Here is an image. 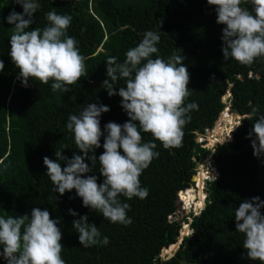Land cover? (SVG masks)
Listing matches in <instances>:
<instances>
[{"label": "trees", "instance_id": "1", "mask_svg": "<svg viewBox=\"0 0 264 264\" xmlns=\"http://www.w3.org/2000/svg\"><path fill=\"white\" fill-rule=\"evenodd\" d=\"M39 3L41 7L30 28H43L47 23L44 13L53 9L58 14L71 15L68 35L79 42L85 75L69 86L67 93H53L51 81L40 84L30 80L25 87L18 79L19 69L8 55L14 28L6 21L10 12L22 13L23 9L14 0H0V61L4 63L0 72V215L24 216L30 215L34 207L47 208L50 218L59 221L65 264H259L247 257L242 246L244 236L236 232L234 212L244 199L258 196L264 200V156L253 155L254 137L249 138L253 123L264 114V58L251 65L232 59L224 61L221 37L225 26L216 23L215 6H209L207 0ZM241 7L252 10L250 3ZM148 30L159 34L157 47L162 58L173 53L183 57L191 92L186 103L196 102L198 110L189 113L191 119L183 127L179 148L166 150L159 141L152 140L150 133H141L143 142L156 143L155 151L160 155L139 177L148 196L143 200L120 197L130 205L127 215L133 221L125 227L109 223L102 214L83 207L75 190L62 196L56 193L46 176L43 159L56 160V151L68 159L81 154L65 124L69 114L78 115L87 103L109 107L110 111L100 118L102 131L108 122L123 124L129 119L121 108L122 98L109 97L102 86L108 79L105 61L113 56L122 62L124 53L135 47ZM117 86H124V82L118 81ZM228 91L232 92L228 99L231 111L244 117L233 131L232 140L207 148L197 137L214 128L227 107L223 98ZM249 101L258 109L255 115H249ZM103 151V147L96 149L97 159ZM208 156L219 177L207 182L206 205L192 219L194 234L185 236L173 255L162 257L165 248L179 242L182 232L181 221L170 218L177 215L179 192L193 185L200 163ZM85 162L92 167L90 161ZM92 174L98 177V184L102 182L99 162L93 173L85 175ZM191 192L192 189L183 193L182 198L189 195V200ZM69 209L87 215L89 223H94L110 243L81 247L72 225L79 215L73 217ZM0 264H6L2 257Z\"/></svg>", "mask_w": 264, "mask_h": 264}, {"label": "clouds", "instance_id": "2", "mask_svg": "<svg viewBox=\"0 0 264 264\" xmlns=\"http://www.w3.org/2000/svg\"><path fill=\"white\" fill-rule=\"evenodd\" d=\"M14 2L23 11L17 13L13 10L6 17V21L14 28L9 37L8 55L19 69L18 79L25 87L30 80L40 84H49L51 81L50 88L53 93L58 90L67 93L70 91L69 86L75 85L85 75L79 42L68 35L72 16L58 14L53 9L44 13L47 23L43 28L32 29L30 25L34 23V14L41 7L39 0ZM207 3L215 6L216 23L225 26L221 37L225 62L232 59L241 65H251L255 60L264 58V0H207ZM243 3H250L252 10L241 7ZM159 42L160 36L157 32L145 31L140 42L124 53L122 62H118L113 56L105 61L108 79L103 81L102 86L109 97L118 95L122 98L121 108L129 119L123 124L108 122L102 131L100 118L103 113L110 111L109 107L87 103L78 115L69 114L65 124L81 154H74L68 159L56 151V160L48 157L43 159L47 168L46 176L56 193L62 196L66 191L75 190L83 207L102 214L109 223L125 227L133 221L127 215L130 205L122 202L120 197L126 200L133 197L143 200L148 196V189L141 186L139 177L153 159L160 155L155 151L156 143L143 142L141 133H150L152 140L159 141L166 150L179 148L183 127L191 119L189 113L198 110L196 102L186 103L191 92L188 87L189 72L183 63V57L173 53L167 59L162 58L157 47ZM3 69L4 63L0 61V72ZM121 80L124 86H117V82ZM231 97L232 92L228 91L223 98L227 107L217 122L221 118L233 116L236 123L231 130L232 136H220L222 143L213 144V148L232 140L233 131L244 117L231 111V103L228 101ZM249 107V115L258 112L251 101ZM206 134L207 132L199 135L197 140L209 148L207 140L204 139ZM252 137L253 155L261 158L264 156V114L259 115L253 123L249 133V138ZM101 147L104 151L97 159L95 151ZM85 160L90 161L92 167ZM206 160L216 167L212 157L208 156L200 163L193 177V185L179 192L177 211L181 205L185 211L190 210L187 218L181 221L180 244L185 236L191 237L194 234L191 227L193 216L200 214L208 199L207 190H202L204 206H196L199 196L189 206L186 199L182 198V194L186 195L190 189H194L195 193L199 192L196 180L197 177H202H199V171H206L207 166L202 168ZM97 162L99 173L103 177L99 184L95 174L85 175L94 172ZM210 177L211 180L208 181L217 180L215 175L210 174ZM262 209L264 200L257 196L244 199L234 212L236 232L244 236L242 246L247 257L259 264H264ZM68 213L73 217L79 215L72 209ZM173 217L172 215L170 218ZM58 224V220L50 218L47 208L41 210L34 207L30 215L24 216L0 215V257L6 264H65L61 257L64 246L60 242L62 232ZM72 225L83 248L107 246L110 243L109 238L102 236L94 223H89L87 215H79L78 219L72 221ZM188 231L191 233L188 234ZM173 245L162 251V257L172 253Z\"/></svg>", "mask_w": 264, "mask_h": 264}, {"label": "rangeland", "instance_id": "3", "mask_svg": "<svg viewBox=\"0 0 264 264\" xmlns=\"http://www.w3.org/2000/svg\"><path fill=\"white\" fill-rule=\"evenodd\" d=\"M233 118V117H232ZM237 119H239L240 117H236ZM230 120H234V121H230ZM234 123H236L235 122V118L234 119H231V118H229V117H226V118H221L220 119V124H223L224 125V128H225V130H227V129H229V128H233L234 127ZM220 124H218V125H220ZM216 129V128H215ZM214 135H216V134H219L218 136H227L226 135V132H224L223 130H216L215 131V133H213ZM209 134H206L205 136H204V139L205 140H207V145H208V147L209 148H213L212 147V145H213V143H214V138H212V136H208ZM208 138H210L209 139V141H208ZM205 166H207V169L208 170H210L211 171V169H210V167H211V165L209 164V162H206L205 164H204ZM202 169V168H201ZM193 193V194H192ZM202 193V192H201ZM191 195H192V197L188 200V202H189V205L191 204V203H193L194 202V199L196 198V193H195V190H193V192H191ZM203 195V194H202ZM201 195V196H202ZM193 199V200H192ZM203 201H204V197L201 199V203H203ZM199 202V201H198ZM200 203V202H199ZM188 205V206H189ZM198 205V204H197ZM184 207L181 205L180 207H179V209H178V211H177V215L176 216H174L171 220L172 221H174V220H178V221H184L186 218H187V215H188V212L190 211V210H187V211H185L184 209H183ZM191 232L190 231H188V234H190ZM169 256H171L172 255V253H170V254H168Z\"/></svg>", "mask_w": 264, "mask_h": 264}, {"label": "built area", "instance_id": "4", "mask_svg": "<svg viewBox=\"0 0 264 264\" xmlns=\"http://www.w3.org/2000/svg\"><path fill=\"white\" fill-rule=\"evenodd\" d=\"M218 124H220V122H217L214 128L207 129V131H206L207 134H209V136H212V138H214V143L213 144H217L218 142H221L222 143L221 137L218 136L219 134H216V135L213 134V133H215L216 130H219L220 129V130L225 131L226 132V135H228V137L232 134V132H231L232 127L229 128V129H227V130H225L223 124H220V125H218ZM231 136H230V138H231ZM201 140H203V139H200V141ZM226 140H228V139H226ZM206 162H209V164L211 165L212 168H211V171L208 170V169H206V171H203V169L201 171H199V177L202 176V177H200L199 179L196 180V185H197L199 191L200 190L202 191V190H206L207 189V182H208V180H211L210 174L211 175H215L217 178L219 177V171H218V169L216 167H214V165L212 164V162L211 161H208V160H206ZM202 168H206L205 165H203Z\"/></svg>", "mask_w": 264, "mask_h": 264}, {"label": "bare ground", "instance_id": "5", "mask_svg": "<svg viewBox=\"0 0 264 264\" xmlns=\"http://www.w3.org/2000/svg\"><path fill=\"white\" fill-rule=\"evenodd\" d=\"M197 179H199L198 177H197ZM193 190L194 189H192V192H193ZM202 192V193H201ZM191 194V193H190ZM193 194V193H192ZM203 194V191H199L198 193H196V198H198V196H199V202H196V206L198 207V206H204V201H203V203H201V199L204 197V194ZM202 195V196H201ZM188 198H189V195H187L186 196V201H187V205H189V202H188ZM196 198H195V200H196ZM198 204V205H197ZM172 249H173V247H172Z\"/></svg>", "mask_w": 264, "mask_h": 264}, {"label": "water", "instance_id": "6", "mask_svg": "<svg viewBox=\"0 0 264 264\" xmlns=\"http://www.w3.org/2000/svg\"><path fill=\"white\" fill-rule=\"evenodd\" d=\"M179 247H180V241L173 245V251H171L172 255L179 249Z\"/></svg>", "mask_w": 264, "mask_h": 264}]
</instances>
